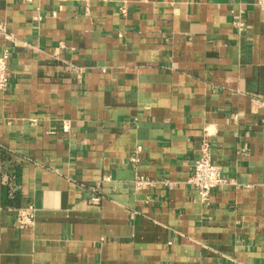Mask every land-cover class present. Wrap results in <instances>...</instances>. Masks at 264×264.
Segmentation results:
<instances>
[{
    "label": "crops",
    "instance_id": "obj_1",
    "mask_svg": "<svg viewBox=\"0 0 264 264\" xmlns=\"http://www.w3.org/2000/svg\"><path fill=\"white\" fill-rule=\"evenodd\" d=\"M5 47L0 264H264L255 0H0Z\"/></svg>",
    "mask_w": 264,
    "mask_h": 264
},
{
    "label": "built area",
    "instance_id": "obj_2",
    "mask_svg": "<svg viewBox=\"0 0 264 264\" xmlns=\"http://www.w3.org/2000/svg\"><path fill=\"white\" fill-rule=\"evenodd\" d=\"M255 5L260 9H264V0H255ZM9 57V49L3 48L0 53V91L6 90L9 85ZM187 182L197 189L203 199L207 198L209 193L217 187L230 184L229 179L222 175L220 168L211 161L206 141L202 144L201 155L194 163L192 174ZM136 184L140 187L148 183L139 179ZM33 217L34 209L29 207L26 210L19 211L18 223L21 227H24L33 220Z\"/></svg>",
    "mask_w": 264,
    "mask_h": 264
}]
</instances>
